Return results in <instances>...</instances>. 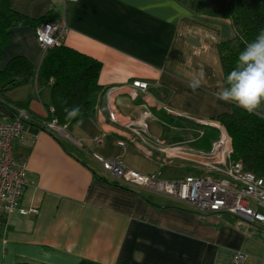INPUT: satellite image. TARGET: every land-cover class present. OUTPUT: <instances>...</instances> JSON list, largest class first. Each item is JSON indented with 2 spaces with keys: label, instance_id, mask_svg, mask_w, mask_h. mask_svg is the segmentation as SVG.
I'll use <instances>...</instances> for the list:
<instances>
[{
  "label": "crops",
  "instance_id": "0c3cea01",
  "mask_svg": "<svg viewBox=\"0 0 264 264\" xmlns=\"http://www.w3.org/2000/svg\"><path fill=\"white\" fill-rule=\"evenodd\" d=\"M11 6L30 18L66 12L70 32L64 44L102 62L100 83L106 90L92 96V110L82 124L59 134L50 131L51 91L41 87L43 52L35 29H13L0 70L24 56L35 75L28 84L0 93V99L29 101L31 116L14 150L27 162L29 182L19 206L38 212L0 214V264H264V231L231 215L201 216L189 204L152 196L140 186L102 181L114 179L92 156L124 141L121 149H135L163 168L173 161L186 173H200L205 158L169 160L162 148L194 137V149L209 150L217 130L167 109L199 119L232 112L233 104L214 95L225 82L219 44L234 37L231 22L195 14L177 0H12ZM201 69L205 82L193 92L188 82ZM136 81L148 87L142 90ZM147 111L152 115L149 143H144L127 125ZM259 113L264 117V105ZM3 116L13 112L0 104ZM108 157L140 172L122 156ZM237 252L246 255L245 262L233 261Z\"/></svg>",
  "mask_w": 264,
  "mask_h": 264
},
{
  "label": "built area",
  "instance_id": "2783aa9c",
  "mask_svg": "<svg viewBox=\"0 0 264 264\" xmlns=\"http://www.w3.org/2000/svg\"><path fill=\"white\" fill-rule=\"evenodd\" d=\"M69 32L66 12L35 28L36 38L43 53L52 47L63 45ZM134 86L144 90L148 84L136 81ZM167 114L189 118L199 125L217 130L218 135L209 150L194 149L191 143L196 141V138L177 143H164L162 148L169 160L184 159L191 155L205 158L206 161L202 162L201 167L204 173L167 180L155 174H142L129 168L117 158H106L97 153H94L93 157L103 170L116 180H123L131 185L151 187L193 206L203 215H231L252 226L264 229V177L247 170L241 162L230 161L232 142L224 125L214 119L194 118L172 109H167ZM151 115V112L147 111L139 120H134L127 125L128 129L144 143H149L147 119ZM28 117V112L23 108L18 109V114L14 117H0V214L18 211L26 215L29 212H38L37 209L26 210L19 206L29 182L26 176L27 162L16 156L14 144L23 138L24 121ZM110 119L117 120L115 112L111 111ZM47 126L51 130L59 128L56 119L47 123ZM201 134H204L203 131ZM118 144L125 149L124 141H118ZM233 259L235 262L242 263L247 257L237 252Z\"/></svg>",
  "mask_w": 264,
  "mask_h": 264
},
{
  "label": "trees",
  "instance_id": "16d2710c",
  "mask_svg": "<svg viewBox=\"0 0 264 264\" xmlns=\"http://www.w3.org/2000/svg\"><path fill=\"white\" fill-rule=\"evenodd\" d=\"M11 1L0 0V59L4 47L11 40L15 27L31 26L35 29L59 16L58 13L50 11L39 18H30L14 10ZM177 1L195 14L226 18L231 22L235 32L234 37L219 44L225 78L235 67L238 55L246 44L254 40L259 31L264 29V0ZM101 71L102 62L100 60L65 44L52 47L43 53L39 78L41 87L50 88L51 91L52 111L49 109L48 119L50 121L56 119L59 125L71 129L77 125V120L88 117L92 110V96L106 90L100 83ZM34 75L35 67L26 57H14L4 70H0L1 95L11 88L28 84L33 80ZM28 103L29 101L10 103L0 99V104L10 109L13 117L21 108L30 115ZM75 105L81 107L82 117L67 120L65 107L71 108ZM214 120L223 124L231 137L230 161L241 162L247 170L264 177V117L256 113L249 114L233 104L232 112L222 114ZM99 179L115 185L127 186L115 179L108 180L105 177ZM257 228L264 231V229ZM12 264L45 263L17 261ZM80 264L100 263L82 260Z\"/></svg>",
  "mask_w": 264,
  "mask_h": 264
},
{
  "label": "clouds",
  "instance_id": "9594fccd",
  "mask_svg": "<svg viewBox=\"0 0 264 264\" xmlns=\"http://www.w3.org/2000/svg\"><path fill=\"white\" fill-rule=\"evenodd\" d=\"M205 79L206 74L201 69L191 77L188 87L196 92ZM214 95L217 100L234 104L249 114H260L259 109L264 105V29L239 53L235 67ZM64 111L67 120L82 117L79 105L65 107ZM82 123V118L77 120V126Z\"/></svg>",
  "mask_w": 264,
  "mask_h": 264
},
{
  "label": "rangeland",
  "instance_id": "374dc122",
  "mask_svg": "<svg viewBox=\"0 0 264 264\" xmlns=\"http://www.w3.org/2000/svg\"><path fill=\"white\" fill-rule=\"evenodd\" d=\"M17 91H22V90H17ZM116 119L117 116L115 115ZM170 124V123H167ZM67 131V129L65 128V126H60L58 129H53V131H55L56 133H61L62 130ZM61 130V131H60ZM129 132L131 131L130 129H128ZM154 132H158V129L155 130ZM227 135L228 132L226 131ZM218 135V134H217ZM219 137V136H218ZM230 137V136H229ZM194 138V137H190L189 139ZM231 138V137H230ZM180 142V141H179ZM232 142V140H231ZM174 143H177L176 141ZM97 154L106 157V158H110L108 156H122L123 161L127 162L131 167L139 170L140 172L143 173H149V172H163V174H158L156 173L155 175H159V177L164 178V179H178L181 178L182 176H188V175H192L190 173H186L185 169L182 167H179L178 165L176 166L175 163H172L173 161H171L170 163V168H163L162 166H159L158 164H155V162L150 161L149 158H146L145 155L135 149H127V150H123L121 149V147L116 146V145H112L109 144L108 147L106 148V150H98ZM93 156V155H92ZM230 158V156H229ZM228 158V159H229ZM95 160V159H94ZM163 168V169H162ZM107 173V172H106ZM204 173L203 171H201L198 174H202ZM115 179V178H113ZM116 180V179H115ZM118 182H120L121 184H126L128 186H133L131 184L125 183L123 180H117ZM136 185H134L135 187ZM140 188L147 190L148 192H150L152 194V196L154 195H161L162 197L165 196V194H162L160 192H158L157 190L151 188V187H145V186H140ZM162 200V199H161ZM207 215V214H205ZM234 256V254H233ZM234 261V259H233ZM235 262V261H234Z\"/></svg>",
  "mask_w": 264,
  "mask_h": 264
},
{
  "label": "water",
  "instance_id": "95a60500",
  "mask_svg": "<svg viewBox=\"0 0 264 264\" xmlns=\"http://www.w3.org/2000/svg\"><path fill=\"white\" fill-rule=\"evenodd\" d=\"M192 117V116H191ZM195 118V117H194ZM189 119V118H188ZM190 120H192V119H190Z\"/></svg>",
  "mask_w": 264,
  "mask_h": 264
}]
</instances>
